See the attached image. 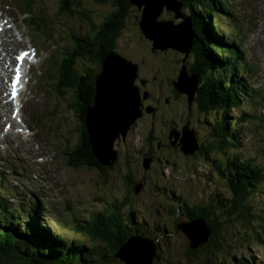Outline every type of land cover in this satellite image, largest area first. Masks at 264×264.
Listing matches in <instances>:
<instances>
[{
    "label": "rangeland",
    "instance_id": "rangeland-1",
    "mask_svg": "<svg viewBox=\"0 0 264 264\" xmlns=\"http://www.w3.org/2000/svg\"><path fill=\"white\" fill-rule=\"evenodd\" d=\"M161 1H166L169 5H172L174 0H147L145 26L146 28L149 26L158 38L164 35L170 41L176 40L181 45L178 38L180 30L174 29L171 22L161 23L162 21L159 19L179 23L181 20L179 17L183 15L186 17V13H189L186 3L190 2L191 6V1H177L180 3L176 4L175 8H178L179 12L183 14L174 15L176 18L170 11L166 10V7L159 6L163 4ZM236 1L238 2L237 7ZM230 2L228 9L230 12L236 9L237 18L229 19L226 15L227 9H222L219 10L220 22L222 26L225 25L223 30H228L227 36L243 45L245 53H242V59L245 61L241 64L246 74L244 82L249 87L243 92L245 95L243 100L240 99V105L237 108L230 107L229 111L226 112V122L231 125L233 134L237 135L236 142L241 143V150L233 151L241 153L245 158H255L257 162H261L264 161V103H262L264 101V0H231ZM31 3L34 11L44 15L52 25L49 33L53 41L49 47L47 45L48 49L33 40L34 35L25 22L27 14L23 13L24 4L20 3V0H0V27H8L4 32H2L3 29H0V63L1 59L4 62H10L11 59L8 60L10 56L14 59L15 53L19 49H26L31 44L38 46L39 59H41L40 64L27 75L29 80L27 89L20 96L21 107L16 118L21 120L19 127H24L22 133H16L15 127H17V124L10 119V98L3 99L0 94V170L4 171L13 190V192L7 193V199L15 207L21 202L36 197L43 205L45 212L44 222H41L40 225L51 224L53 226V223H55L58 227L64 222L71 227L74 217L84 219L87 216L86 211L88 213H91V210L98 211L104 205L105 208H108L114 202V206L110 205L109 209L118 211V213L115 212V220L119 221L120 213L121 216H124L128 226H138L141 232L139 235L155 244L157 256H154L153 264H161L166 259L171 262L170 264H203L198 260L196 262H189L191 259L186 260V249L181 238L182 233L180 232V234L176 230L174 216L172 212L165 209V206L166 204L169 207L175 205L168 203L173 197L175 199L179 198L187 205L193 202L203 204V210H205L209 195L212 197L211 203L213 205L216 203L224 206L226 201H231V193L226 191L224 183L212 171L213 163L217 165L226 162L223 158L224 153L222 152L221 157L214 156L213 154H216V152L214 151L212 154L205 144L210 140V128L215 129L220 123V113L218 111L215 115L218 122L214 121L209 125L213 114L210 111H208V114L198 111L194 105L195 101L192 102L191 99L194 84L198 88L205 79L212 80V74L208 75V65L204 68L205 73H202L203 70L199 65L195 66L194 68L198 70L200 75L195 73L193 66L195 65L196 56L194 54L191 58L186 56L193 43L186 40L182 44L183 50L186 51L185 54L178 51L174 52L172 49L161 51L153 48V44L151 45L148 41L149 39L140 33L137 23L139 20L141 21L140 11L137 9L134 11L136 6H132L130 15L125 22L126 28L121 32L117 46L120 54L137 63L138 67L134 72V67H129L122 61H118L119 63L114 61V63L126 72V76L122 79H126L127 76L129 78L128 73L133 71V75H135L133 83L139 93L141 108H145L150 104L153 105L154 101L160 96L157 87L160 91L161 88L167 86L169 78L175 80L180 76L179 79L186 84L191 95L188 99L184 95L179 97V107L171 111L179 110V112H184L189 116V130L194 129L198 138L197 150H199H196L197 152L193 156L184 158L182 151L178 152L180 155H176L172 149L162 147L157 149V153L162 157L161 161L156 163V159H154V162L149 161L147 167L143 166L145 160L143 161L140 158L138 152L140 146L145 145L151 129L153 134H159L161 130L165 129V126H169V123L166 122L170 115L162 116V113H169V111H166V105L162 100L159 102L160 109L155 117L149 109L143 110L142 114L135 118L124 138L119 134L118 137L112 140L110 149L118 151L116 153V159H118L117 170L116 168L107 169L106 174L102 175L95 169L68 166L65 162L68 160L67 152L71 150V147L77 145L79 134L77 120L70 104L74 101V96L69 91L65 97L60 98L48 90L47 84L49 81L47 83L41 82L45 71L43 58L53 47H56L57 50L70 48L68 38H66L67 40L64 39V35L56 29L57 26L62 27L64 30H72L74 35H87L91 30H89L90 26L86 17L89 15L93 22L98 24L113 9V6L109 2L96 4L90 0H88V3L84 0L82 10L75 8L73 15H67L58 13V0H31ZM192 3V12L201 9L194 2ZM142 4L143 8L146 3L142 2ZM158 10L160 14L157 17L158 20L153 22L152 17ZM136 14L138 17H135ZM215 17L214 22L213 19H209L205 15V20L202 19L196 22V19L193 18L192 22L190 17L188 20L195 24L194 27L197 30L204 26L203 22H206L205 26H208L207 23L211 22L212 27L207 29L213 28L215 29L213 31L217 32L220 30L217 22L219 16L215 15ZM246 22L255 23H252L254 26L251 30H254L250 34L253 39L249 38L248 27L244 25ZM204 30H206V27ZM188 31V27L187 33L181 31L186 39L192 35V32ZM243 40H245V43H243ZM201 43L204 45V40ZM52 44H55V46H52ZM194 45L198 44L194 43ZM250 47L251 51L248 53L252 57L247 53ZM164 48H168V45L165 44ZM60 55H62V52H60ZM176 57H179L178 60ZM110 59L114 60L115 58L111 56ZM4 62L0 64V82H4L2 73H6V70L3 69L6 65ZM182 63L184 66L186 65V72L183 71L180 75L181 65L179 64ZM47 64L48 62L45 67ZM191 68H193V71L188 74L187 71ZM41 71L43 72L42 76H40ZM10 74L7 80L10 78ZM23 79L26 80L27 78L24 77ZM237 79V77H234V81ZM199 89L207 92L203 87ZM145 90L148 92L146 98H144L142 92ZM0 93L5 97L9 95L8 84L0 88ZM129 93L135 99V93ZM160 97L157 99V103ZM202 97L207 98L208 96ZM3 100L7 102V107H5ZM242 110L248 113L246 126L238 127L239 123L236 119L241 117ZM8 121L12 127L3 129L4 124ZM3 135H5V138ZM236 142L232 141L231 144L235 146ZM110 149L106 157H109ZM226 149H230V146ZM163 156H166V158L164 159ZM214 159L217 160L213 162ZM166 160L169 161L168 164ZM12 165H15L14 171L11 168ZM128 172L131 173L134 183L145 176L143 181L141 180L142 186L138 191H135L136 188L131 189L132 186L129 180H125V175ZM257 185V188L248 192L245 202L255 215H262V220H264V181ZM24 190H28V192L23 193ZM218 193H223V196ZM2 194L4 192L0 187V195ZM126 197L127 199H125ZM161 199H163V202ZM71 203H74L73 207ZM68 206L71 208L68 209ZM104 209L101 211L103 212ZM223 209L224 207H220V210L214 209V213L210 217L215 218L217 221H225L223 224L224 231L221 229L222 231L215 239L223 243L224 241L233 240L238 234L242 241L234 242V246L227 250L231 258L235 260L234 264L239 259L245 260L246 263L249 261V264H264V230L258 236L261 241V244H259L253 234L254 232L249 231L251 225H245L241 221L238 212H235L236 215L232 213L222 215ZM225 209L230 210L228 206ZM259 218H254L257 223H260ZM142 221L145 222V225ZM143 225L144 228H142ZM227 226L233 227V230L228 231ZM132 229L134 228L132 227ZM248 231L249 235L252 236L253 234L254 241L247 236ZM64 234L68 237L73 235L71 231H65ZM211 234L212 231L209 237L212 236ZM148 236L156 238L157 242H153ZM88 243H90L89 240ZM243 243V247L240 248L239 245ZM199 253L201 252H197L195 256H198ZM144 255L143 260H146L148 253L144 251ZM219 257L223 256L220 254L217 259ZM220 261L222 262L221 258ZM224 263L226 264V261ZM19 264L25 263L21 262ZM110 264L121 263L115 261ZM210 264H216V262L211 259Z\"/></svg>",
    "mask_w": 264,
    "mask_h": 264
},
{
    "label": "trees",
    "instance_id": "trees-1",
    "mask_svg": "<svg viewBox=\"0 0 264 264\" xmlns=\"http://www.w3.org/2000/svg\"><path fill=\"white\" fill-rule=\"evenodd\" d=\"M90 1L96 4H106L109 2L113 6V9L98 24H95L89 15L86 17L91 31L87 35L77 37L73 35L72 50L70 52L64 51L63 58L55 63V70H52L55 80L51 85V91L60 98L65 97L69 91L74 96V101L70 104L77 120L79 134L77 145L71 147V150L67 152L68 160L65 161L66 164L71 167L95 169L100 174L105 175L107 169L116 168L117 160L112 165L107 166L101 163L93 153L92 143L86 125L88 109L95 103L96 82L102 72L105 57H109L110 55L119 56L120 52L118 51L117 42L121 32L126 28V19L130 15L132 6H136L134 11L136 9L138 11L140 10L136 4L131 3L132 0ZM190 1L191 6H193L192 2H194L196 6L201 8L196 12H192L190 2L186 3L189 11L188 16L191 20L193 18L196 19V22L202 19L205 20V15L207 18L213 19L214 22L215 15L219 16L217 22L219 23L220 30L217 31L218 34H215L213 28L207 29L208 27H212L211 22L207 23L208 26H205L206 22H203L204 26H201L202 28L200 30H197L194 27L195 24H192L193 44L187 56L191 58L194 54L196 61L193 68L199 65L201 70H203L202 73H205L204 68L208 65V75L212 74L213 76L211 81L205 79L198 86V90L192 95V99L193 102L195 101L194 105L198 111L207 114L210 111L213 114L209 125L214 121L218 122L215 115L218 111L220 113V123H218L215 129L210 128V140L205 142V144L212 154L214 151L216 152V154H213L214 156L221 157L222 152L224 153L223 158L226 162L217 165L213 163L214 167H212V171L224 183L226 191L231 193V201H226V204H223L224 206L216 203L213 205L211 203L212 197L209 195L208 202L205 204V210H203V204L193 202L187 205L180 201L179 198L175 199L171 197L172 199L168 203L175 205L169 207L166 204L165 209L172 212L175 220L174 225L177 227L176 230L182 233L180 234L184 242L183 246L186 249V260L191 259L189 262H196L198 260L203 264H210L211 259H213L216 264H225L224 261H226V264H234L235 260L231 258L227 250L234 246V242H241L242 238L237 234L233 240L224 241L223 243L218 242L215 237L224 229L223 224L225 221H217L215 218L210 217L213 215L214 209L220 210V207H224L222 215L238 212L241 221L245 225H251L249 231L251 233L254 232L255 238L261 244L258 236L264 230V220H262V215H255L252 212L249 205L246 204L245 199L250 190L257 188V184L264 181V161L257 162L255 158H245L241 153H235L233 151L241 150V143L236 142L237 135L235 133L233 134L231 125L226 122V112L229 111L230 107L237 108L240 105V99L243 100V96L245 95L243 92L247 90V87L238 79L234 81L237 65L236 61L234 63L232 62V57L233 55L238 57V55H236L235 45L228 42L225 32L223 33L224 27L220 22L221 15L219 14V10L226 9L223 8L224 1ZM22 2L29 4L31 1L22 0ZM82 2L84 0H58V13L73 15L75 8L82 10ZM86 2L88 3V0ZM29 14L30 16L25 18V21L31 28L34 38L43 41L49 40V29L51 27L49 21L34 12ZM141 14L142 12L140 11ZM135 17H138V15L136 14ZM137 23L140 33L145 37L146 34L141 29L140 22L138 21ZM205 27L206 30H204ZM202 40H204V45L201 43ZM148 41L151 45L153 44L151 39ZM194 43L198 45L195 46ZM217 47L219 49H216ZM168 49H172L174 52L177 51L172 47ZM179 65H181V71L186 68V65L184 66L183 63ZM56 67H58V70H56ZM193 68L188 70L187 73L191 74ZM194 69L195 73L200 75L198 70L196 68ZM171 87L177 94L181 95L175 86L174 80H172ZM200 87H203L207 92L200 91ZM202 96L208 97L205 98ZM247 115L243 113L239 119H236L238 120L237 123H239L238 127L246 126L245 120ZM150 141L149 136L145 145L140 146L138 155L143 161L151 158L152 162L156 159L157 163L159 161L153 155L155 145L153 146ZM232 141L236 142L235 146L231 144ZM229 146L230 149H226ZM193 154L196 153L194 152ZM216 160L214 159L213 162ZM14 168L15 166L12 167L13 171L15 170ZM130 174L129 172L126 173L125 180H129L132 186L131 189H134L142 181L139 179L140 181L134 183L132 180L133 177ZM0 187H2L4 192V194L0 195V264H19L21 262L25 264H110L115 261L125 264L116 254L119 247L133 235L143 237L139 235L141 232L138 226H128L124 216H121L120 213L119 221L115 220V212L118 213V211L116 209H109L110 205L114 206V202L108 208H105L104 205L102 208H105L103 212L101 211L102 209L98 211L90 209L91 213L86 211L87 216L84 219L80 217L73 218L72 216L71 227L67 226L66 222L61 223L59 227L55 223H53V226L51 224L40 225L41 222H44L43 216L45 212L43 205L38 199H29L27 202H21L18 206L13 207L7 199V193H11L13 190L7 181V176L1 170ZM219 195L223 196V193ZM161 201L163 202V199ZM71 204L73 207L74 203ZM225 206H228L230 210H226ZM67 208L70 209L71 207L68 206ZM257 217H260V220L258 219L260 223L255 221ZM197 218L203 219L210 227L212 236L208 237L209 239L207 241L199 243L197 247L193 248L186 234L178 227V223L195 220ZM142 223L145 225L144 221ZM144 225L142 228H144ZM164 226L163 228L165 229ZM227 230H233V227L227 226ZM65 231H71L73 235L68 237L64 234ZM249 231L247 232V236L254 241V236L253 234L252 236L249 235ZM244 234L246 233L244 232ZM150 239L153 242H157L156 238ZM88 240L90 243H88ZM243 245L244 243L239 245V247L241 248ZM199 251L201 253L195 256ZM220 254L223 257L217 259ZM153 261L154 258L150 264H153ZM170 263L166 259L161 264ZM235 264H249V261L246 263L245 260L239 259Z\"/></svg>",
    "mask_w": 264,
    "mask_h": 264
},
{
    "label": "water",
    "instance_id": "water-1",
    "mask_svg": "<svg viewBox=\"0 0 264 264\" xmlns=\"http://www.w3.org/2000/svg\"><path fill=\"white\" fill-rule=\"evenodd\" d=\"M145 1L132 0L131 3L136 4L139 10H143L142 2L146 3V6H148L147 0ZM174 1H179V0H174ZM163 5L164 4H160L159 6H163ZM174 10H178V9L174 8ZM146 12L145 14L142 12L140 27L142 26L141 29L144 30L146 36L148 35L153 40V42L155 43L154 46L157 47L158 49H161L164 48V45L166 44L168 46L176 48L173 46L172 43L167 42L170 40L168 38H167L168 40H166V37L164 35L158 38V36H156V33H154L153 30L149 28V26L146 28L144 23L145 20L144 18H146ZM154 21H156V17H154ZM161 23L167 24L168 21H162ZM188 26H189V30L192 32L189 22H188ZM172 42L177 43L176 40H172ZM111 56L114 57L115 59L109 61L110 63L116 60L122 61L125 65L129 67H134V72L136 71L135 68L136 65L132 64L130 61H126L124 60V58H122L121 56L119 57L118 55H114V56L110 55L109 57ZM109 57H105L103 64L105 63L106 59ZM115 68L116 71L109 69L110 74L114 73L115 76L110 77L109 75V77L105 78L106 83H109L106 89H107V95L109 97V103H108L109 110L111 113L110 112L106 113L102 110V107H99V105L102 103V98L98 99V97H96V99L98 100L95 99V103L93 104V106L89 107L88 109L89 112L87 114V119H86V125L88 129V133L90 135L93 153L97 156V158L101 163L107 166L112 165L114 161L117 160L116 159L117 151L110 149L112 140L118 137L119 134H121V136L124 138L128 129L134 122L135 118L142 114L141 100L139 97V93L137 87H135L133 84V80L135 78V75H133V71L128 73L129 78L127 76L126 79H122L124 78V76H126V72L124 70H121L118 65H116ZM183 71H180V75H182ZM103 76L104 73L102 70L99 78L103 80ZM179 78L180 76L178 77L177 81H174L175 86L178 88L179 92H185L179 86V82H180ZM112 84L114 85L112 86ZM102 85L103 82L101 83V86ZM114 87H116L117 90L113 89ZM196 91H197V87L196 84H194V92L192 93V95H194ZM129 92L135 93V99H133L132 94ZM96 94L97 91L95 95ZM187 95L189 98L191 94H187ZM192 95H191V99H192ZM193 133H194L193 129L192 131L185 130L181 137V143H182L181 150L185 155L193 154L197 150L198 141L196 139L195 133L194 134ZM109 149H110V155L109 157H106ZM149 161H151V158L145 159V162H143V166L147 167ZM141 186L142 183L136 185L135 191H138L139 188H141ZM178 227L186 234L193 248L197 247L199 243L207 241L211 233L210 227L204 222L203 219L200 218H197L195 220L180 222L178 223ZM155 250H156L155 244L152 243L150 240H148L147 238L133 235L129 237L127 241L119 247L116 254L124 261L125 264H150L152 259L154 258ZM144 251L145 253H148L146 260H143L145 258Z\"/></svg>",
    "mask_w": 264,
    "mask_h": 264
},
{
    "label": "flooded vegetation",
    "instance_id": "flooded-vegetation-1",
    "mask_svg": "<svg viewBox=\"0 0 264 264\" xmlns=\"http://www.w3.org/2000/svg\"><path fill=\"white\" fill-rule=\"evenodd\" d=\"M151 83V82H149ZM171 83H172V78H169L168 82H167V86L165 88H161L160 91H158V87H157V92L159 93L160 100L158 101V103L156 101H154L153 105L150 104L148 106H146L145 109H147L149 107L150 111L155 115L158 113L159 109H160V105L159 102L163 100V102L166 105V111H169V113H162V116H166V115H170L167 119L166 123H169V126H165L164 130H161L159 132V134H153V130L151 129L150 132V143H152V145H156L155 149L153 150L154 152V156L157 158V161H161L162 157L157 153V149H161L162 147H167L169 149H172L176 155H180V153L182 150L180 149V144L179 141H181V137L183 135V132L185 130H188L190 127V120H189V116L186 115L184 112H179L178 111H171V110H175L176 107H179V97L183 96L182 94H177V92H175L172 87H171ZM146 91V90H145ZM146 95V96H145ZM144 95V98L148 97V92L146 91ZM147 100V99H146ZM147 102H149V100H147ZM178 105V106H177ZM153 107L150 108V107ZM175 106V107H174ZM186 111V110H184ZM176 133V135H175ZM177 137V138H176ZM147 142V140H146ZM199 150V149H198ZM197 150V151H198ZM196 151V152H197ZM152 152V153H153ZM195 152V153H196ZM183 153V152H182ZM194 154H190V155H185L183 153V157L184 158H188L193 156ZM154 158V157H153ZM163 158L165 159L166 156H163ZM168 160H166V163L168 164ZM145 178V176L142 177Z\"/></svg>",
    "mask_w": 264,
    "mask_h": 264
},
{
    "label": "bare ground",
    "instance_id": "bare-ground-1",
    "mask_svg": "<svg viewBox=\"0 0 264 264\" xmlns=\"http://www.w3.org/2000/svg\"><path fill=\"white\" fill-rule=\"evenodd\" d=\"M164 5H163V7H166L167 9L166 10H168V11H171V12H175V11H179V9L178 10H174V8H175V5L176 4H178L179 2H177V1H173L172 2V5H169L166 1H161ZM146 9H147V6L145 5L144 7H143V10H140L141 12H143L144 14H145V12H146ZM160 14H157V13H154V15H153V17H152V20H154V17H158ZM141 17H142V14H141ZM141 19V18H140ZM179 19H181L180 20V22L177 24V25H175V28L174 29H179L180 31H179V33H178V38L180 39V42H181V45H179L178 43H173L172 41H167V42H170V43H172L173 44V46L174 47H176V48H178V49H180L184 54H185V50H183V47H182V44H184L185 43V40L186 41H188L189 43H191L192 42V40H193V37L194 36H190L189 38H185V36L182 34V32L181 31H183L184 33H187V27L189 28V26H188V24H187V22H188V20L186 19V18H184V17H182V16H180L179 17ZM139 22H140V20H139ZM184 27H186V29H184ZM188 32H191L190 30L188 31ZM166 40H168L167 38H166ZM154 44L155 43H153V48H155V49H158L157 47H155L154 46ZM155 49H153V50H155ZM114 56V55H113ZM122 57V58H124V60H126V61H130L132 64H135L136 65V67H138V64L137 63H135V62H133V61H131L130 59H128V58H126L125 56H123V55H121V54H119V57ZM186 56H187V53H186ZM109 61H111V59H110V57L109 58H107L106 59V61H105V63L103 64V67H102V70H103V73H104V76H103V80L101 79V78H98V80H97V88H96V91H97V94L95 95V98L94 99H96V97H98V99H101L102 98V103L99 105V107H102V110L104 111V112H106V113H108V112H110V110H109V97H108V95H107V89H106V87L108 86V84L109 83H106V79L105 78H107V77H109V75H110V77L111 76H115L114 75V73L113 74H110V71H109V69H112V70H115L116 71V65H115V63L112 61V63H110ZM116 62H118V60H116ZM10 63H11V60H10ZM4 64H6V65H4L5 67H4V70H6V73H8V70H10V68H11V65L9 64L8 65V63L7 62H4ZM135 67V68H136ZM70 70V69H69ZM118 75V74H117ZM25 77V76H24ZM108 80V79H107ZM103 82V85L101 86V83ZM182 80L180 79V82H179V86L187 93V94H189V91H188V89H187V87H186V84L185 83H182L181 82ZM117 82V81H116ZM118 83V82H117ZM114 84H112V86H113ZM98 89V90H97ZM101 89V90H100ZM113 89H116V87H114ZM117 90V89H116ZM113 91V90H112ZM120 93V92H119ZM98 99H96V100H98ZM9 103H11V107H12V105H13V102H12V100L10 99V101H9ZM118 103V102H117ZM120 103V102H119ZM5 107H7V102L5 101ZM146 108V107H145ZM150 108H152L153 109V107H150ZM147 109H149V107L147 108ZM144 110V107H142L141 108V111H143ZM150 110V109H149ZM111 113V112H110ZM9 116V115H8ZM103 116V115H102ZM179 144H180V149H181V146H182V143H181V141H179ZM118 152V151H117ZM118 160V159H117ZM68 163V162H67Z\"/></svg>",
    "mask_w": 264,
    "mask_h": 264
}]
</instances>
